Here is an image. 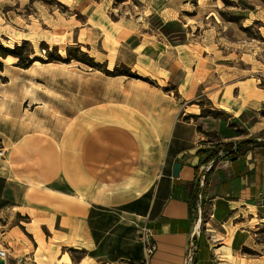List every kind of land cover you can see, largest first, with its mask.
<instances>
[{"label":"rangeland","instance_id":"1","mask_svg":"<svg viewBox=\"0 0 264 264\" xmlns=\"http://www.w3.org/2000/svg\"><path fill=\"white\" fill-rule=\"evenodd\" d=\"M185 41L199 43L201 56L202 47L214 51L216 78L236 86L241 104L264 100V0H0V53L10 50L0 56V172L14 183L0 199L5 264H148L152 192L129 188L149 186L163 172L161 143L143 124L160 102L156 77L168 76L158 46ZM205 62L200 74L208 73ZM202 106L201 120L238 138L264 120L251 107L236 120L207 99ZM86 114L100 133L91 158L76 153L72 185L62 168L73 152L66 128ZM46 171L57 174V185L45 182ZM71 201L79 204L78 224L65 213L60 219L58 208ZM243 253L264 255V227Z\"/></svg>","mask_w":264,"mask_h":264},{"label":"crops","instance_id":"2","mask_svg":"<svg viewBox=\"0 0 264 264\" xmlns=\"http://www.w3.org/2000/svg\"><path fill=\"white\" fill-rule=\"evenodd\" d=\"M198 44L185 41L170 45L166 51L161 46L157 48L162 50L160 58L168 57L169 64L165 69L168 76L165 77L158 71L160 76L156 78L160 87L157 96L160 102L153 104L151 111L146 110L152 115L143 126L149 134L152 133L159 139L162 146L161 159L165 161V166L153 184L143 187L144 182H140L129 188L131 192L143 191L142 194L146 195L152 192L145 215L151 217L150 238L157 248L149 258L148 264H189L193 244L196 247L194 250L197 249V264H264V255L247 258L243 253L244 249L255 244L258 231L264 227V140L261 138L264 120L257 119L250 127L249 136L238 138L231 128L223 131L224 126H215L210 120L200 119L204 118V99L211 102L210 109L217 114L227 113L236 120L247 107L262 113L264 100L241 104L239 95L235 93L236 86H224L221 80L216 78L218 64L212 61L215 58L214 51L210 52L202 47L201 56L194 50ZM140 47L136 46L133 50L138 51ZM205 47L210 46L205 43ZM144 49L145 46L135 54L137 61L134 65L137 69L143 59L140 55L144 56ZM202 59L206 61L207 74H204V71L203 74L199 73ZM210 63L215 65L209 66ZM158 68L162 70L161 66ZM165 83L167 85H164ZM166 87H170L167 92L164 91ZM103 114V117H106L104 111ZM195 118L200 120L197 122ZM93 119L96 118L93 116ZM90 122L88 120V124ZM94 128L97 134L100 133L97 127ZM102 133L106 134V131ZM95 137L94 134L93 140ZM131 138L136 144L143 143V140L140 141L137 137ZM246 138H255V143L241 146V155L237 159L225 158L217 162L207 185V173L216 161L210 164L201 163L199 150L227 142H233V149L236 147L238 150L236 142ZM148 148L142 145L140 147L143 151H148ZM224 153L225 151H222L221 156ZM175 162L182 164L178 177L173 176ZM198 166V193L202 197L199 199L198 196L190 205L193 183H198ZM203 173L206 179L201 187L200 178ZM56 177V173L50 177L46 175L45 182L53 181ZM0 178L5 181V197L14 187V183L8 174L0 172ZM70 180L72 185L78 184L73 177ZM53 184L57 185V182L54 180ZM58 209L62 211L61 220L65 213L71 223H79L78 202L71 201L65 209Z\"/></svg>","mask_w":264,"mask_h":264},{"label":"bare ground","instance_id":"3","mask_svg":"<svg viewBox=\"0 0 264 264\" xmlns=\"http://www.w3.org/2000/svg\"><path fill=\"white\" fill-rule=\"evenodd\" d=\"M14 88L17 91H21V87L18 86V84L14 85ZM83 118H84V115H82L80 119L77 118L76 120H70V123L68 124L66 128L67 130L66 136H67L68 141L71 144L69 151H73V152H70L71 153L70 157L66 158V161L63 164L62 168L65 167L66 172L71 178L75 176V174L77 173L76 171L80 169L78 167V162L74 159V158H77L75 156L76 153H83V154L86 153V156L88 158H91L93 155V151L96 148V140H93V136L94 134L98 135L97 130L91 125H89L88 123H86V125H81V123L85 119H88V120L90 119V115L86 114L85 119ZM67 121L68 119L61 120L56 125H58V128H63L66 126ZM4 151L5 150L0 151V156L4 155ZM46 172H47L48 177H50L54 173V171L53 172L46 171ZM34 173L35 172L32 170L31 174H34Z\"/></svg>","mask_w":264,"mask_h":264},{"label":"trees","instance_id":"4","mask_svg":"<svg viewBox=\"0 0 264 264\" xmlns=\"http://www.w3.org/2000/svg\"><path fill=\"white\" fill-rule=\"evenodd\" d=\"M9 51L10 50L3 47L2 52L0 53V56H6L7 54H9ZM128 75H130V73ZM254 141H255V138H246L244 140L236 142L238 146L237 148L238 150L233 149V142H227L224 144H215L211 148H207V149L204 148V149L199 150L198 155L201 159V163L210 164L211 162L216 161L213 167L207 173V181H206L207 185H208L210 176L213 170L215 169L217 162L225 158H229L232 160L237 159L241 155V146L246 145V144H253L255 143ZM222 151H225L223 156H221ZM199 167L200 166L196 167V181L199 180V169H200ZM4 186H5V181L4 179L0 178V199H3ZM198 192H199V181L198 183H193V192L191 194L190 205L193 204V202L198 198L199 196ZM196 252H197V249L194 250V252H192V257H191V261L189 264H197L196 263L197 261L195 259Z\"/></svg>","mask_w":264,"mask_h":264},{"label":"built area","instance_id":"5","mask_svg":"<svg viewBox=\"0 0 264 264\" xmlns=\"http://www.w3.org/2000/svg\"><path fill=\"white\" fill-rule=\"evenodd\" d=\"M236 150V147L234 148ZM205 179H206V175L205 173L202 174L201 178H200V186L203 187L204 183H205ZM201 194L199 193V199H201ZM151 235H152V231L148 228V238H147V242H146V252L148 255H151L156 251V244L154 242L151 241ZM195 244L192 245L191 248V253L193 252V250L195 249ZM191 261V259H190Z\"/></svg>","mask_w":264,"mask_h":264},{"label":"water","instance_id":"6","mask_svg":"<svg viewBox=\"0 0 264 264\" xmlns=\"http://www.w3.org/2000/svg\"><path fill=\"white\" fill-rule=\"evenodd\" d=\"M181 168H182V164L180 162H175L174 163V166H173V176L174 177H178L179 176ZM0 256H1L0 257V264H5L4 261H3L5 253L0 251Z\"/></svg>","mask_w":264,"mask_h":264}]
</instances>
